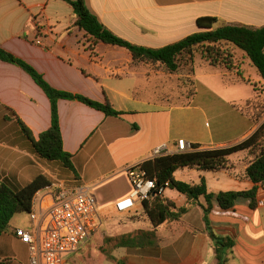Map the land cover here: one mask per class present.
<instances>
[{
    "label": "crops",
    "instance_id": "crops-1",
    "mask_svg": "<svg viewBox=\"0 0 264 264\" xmlns=\"http://www.w3.org/2000/svg\"><path fill=\"white\" fill-rule=\"evenodd\" d=\"M84 1L116 35L150 48L199 31L196 20L203 16L217 18L214 26H264V0ZM74 20L72 7L65 0H0V48L31 65L52 88L100 103L108 101L120 115H106L76 99H58L62 145L72 154L73 169L46 161L34 153L16 117L37 138L51 123L49 98L23 68L0 59V182L18 188L44 174L53 183L52 175L59 172L63 178L56 181L91 189L126 175L129 165L154 158L152 151L157 146L174 150L180 139L200 149L230 146L251 135L264 120L263 116L253 120L248 105L264 94L255 91L253 83L264 86V81L246 77L243 66L248 58L242 51L235 53L241 75L212 66L199 55L200 68L195 66L196 56L191 74L170 73L158 62H134L125 47L97 42L91 49ZM228 75L233 78L222 81ZM187 77L193 83L190 95ZM238 83L251 85L253 93L241 95L234 88ZM251 159L244 150L230 155L226 168L204 171L185 167L177 169L174 177L189 183L203 179L212 193L246 190L254 185L245 174ZM130 192L131 188L122 190L104 201L108 212L130 223L120 236L152 229L141 202H135L128 212L114 209V203ZM162 193L176 207L186 206V212L178 220L156 227L152 244L117 247L115 257L126 264H215L203 218L204 198L189 202L170 188ZM263 199L264 183L257 185L253 207L246 198L237 199L227 209L211 201L207 214L211 230L233 240V246L225 251L224 264H264ZM16 227L28 229L27 223L15 222L14 217L9 220L0 234V264H28V248L15 237Z\"/></svg>",
    "mask_w": 264,
    "mask_h": 264
},
{
    "label": "trees",
    "instance_id": "trees-1",
    "mask_svg": "<svg viewBox=\"0 0 264 264\" xmlns=\"http://www.w3.org/2000/svg\"><path fill=\"white\" fill-rule=\"evenodd\" d=\"M75 15L74 26L84 32V37L92 49L95 43L125 47L131 53L134 62L160 63L170 73H176L182 68H189L191 74L193 62L196 56H201L212 66H219L229 71L239 70V62L236 60V50H240L255 67L257 73L264 79V26L252 28L246 25L228 24L214 26L217 18L211 16L199 17L196 25L199 31L184 38L159 48H150L132 43L109 30L87 8L84 0H65ZM0 59L11 62L23 68L45 92L51 105V123L47 130L41 132L35 138L23 122L16 117L21 131L31 144L34 153L50 162H59L66 170H72V154L63 149L59 118L57 113L58 99H76L95 109L103 111L106 115L117 116L120 112L114 110L108 101L103 103L93 101L79 94H72L52 88L35 69L0 48ZM243 81L249 82L241 78ZM253 89L256 85L253 83ZM193 83L189 95L193 93ZM253 120L261 119L262 115L251 114ZM192 150L173 154H164L145 160L138 167L145 172L146 178L155 180V189L148 200H143L142 208L146 219L152 229L149 231L137 230L116 238V247H137L152 244L155 240L154 230L166 221L178 220L187 207H176L175 204L163 195L165 188H170L185 195L189 202H197L203 197L202 205L204 221L207 232L215 252V264H224L225 251L233 246L230 237L218 236L208 224L207 214L211 208V201L223 209L230 208L239 198L250 200L249 205H255L257 185L264 183V120L257 129L244 140L225 147L213 149H200L199 145H192ZM247 150L252 155L245 174L253 186L246 190H227L217 193L208 192L203 179L199 183H189L174 177V172L180 168H197L204 171H215L227 167L229 156ZM51 185V181L44 174H37L30 182L15 188L5 182H0V234L7 228L9 220L15 214L31 210V202L35 194ZM113 259V256H111ZM114 264H126L122 259H115Z\"/></svg>",
    "mask_w": 264,
    "mask_h": 264
},
{
    "label": "built area",
    "instance_id": "built-area-1",
    "mask_svg": "<svg viewBox=\"0 0 264 264\" xmlns=\"http://www.w3.org/2000/svg\"><path fill=\"white\" fill-rule=\"evenodd\" d=\"M192 149L189 142L180 139L174 150L160 145L152 154L157 157ZM125 173L131 192L114 203L118 213L132 210L137 201L148 200L155 189V180L146 178L138 164L127 166ZM260 203L264 204V199ZM29 220L30 229L16 227L13 230L15 237L27 245L28 264H64L65 258L75 253L98 228L96 204L89 189L66 186L61 181L35 194Z\"/></svg>",
    "mask_w": 264,
    "mask_h": 264
},
{
    "label": "rangeland",
    "instance_id": "rangeland-1",
    "mask_svg": "<svg viewBox=\"0 0 264 264\" xmlns=\"http://www.w3.org/2000/svg\"><path fill=\"white\" fill-rule=\"evenodd\" d=\"M202 61V59L197 56L195 66L197 68H200L199 63ZM246 66H243L244 72L246 71V77L250 78L251 81H254L255 79H258L260 81H264L263 78H261L255 67L250 65V61L247 60L245 62ZM209 66V65H208ZM182 73L186 74L189 73V68H182L180 70ZM233 72H236V70H232ZM242 72V70H241ZM236 76V75H235ZM233 76H225L222 78V81L224 80H231ZM188 90L191 88V79L190 77H187L186 82ZM256 90L258 93H263L264 86L256 84ZM234 88H237L241 95H251L253 93V89L251 85L238 83L234 85ZM239 92V93H240ZM258 95V97H255L253 100L249 102V109L251 110L252 114L254 116L256 115H262L264 117V94ZM57 164H60L56 161ZM59 172L54 173L52 175V182H56V179H61L62 174H59ZM66 186H68L65 183ZM131 185L127 179V176L124 174L117 175L113 178H111L108 181H103L100 183V185H97L91 189H89L90 195L93 196L96 204L97 209V217H98V228L95 231L94 234L72 255H69L68 259L64 264H114L115 255H118L117 247L115 245L116 238H118L122 233H125L130 228V223L128 219L125 217L115 214L113 212H108L107 205H105L104 201L112 198L114 195H116L118 192L122 190L130 189ZM123 197V196H122ZM15 222H22L27 223V228L30 229V223H29V214L26 212L19 213L13 216ZM139 217V216H138ZM113 256V259L112 257ZM9 264V263H8ZM11 264H17V263H11Z\"/></svg>",
    "mask_w": 264,
    "mask_h": 264
}]
</instances>
